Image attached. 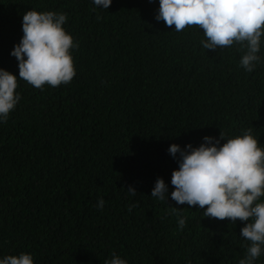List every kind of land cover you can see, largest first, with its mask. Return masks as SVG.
<instances>
[{
	"label": "trees",
	"instance_id": "16d2710c",
	"mask_svg": "<svg viewBox=\"0 0 264 264\" xmlns=\"http://www.w3.org/2000/svg\"><path fill=\"white\" fill-rule=\"evenodd\" d=\"M99 7L0 0V68L18 78L21 97L0 122V259L29 253L34 264H105L115 252L128 264H239L250 243L243 223L172 200L179 154L168 149L248 128L264 148V38L248 72L239 45L206 50L201 29L157 21L159 0ZM28 10L67 14L64 28L79 44L69 84L39 89L19 79L10 53ZM158 178L167 202L151 196Z\"/></svg>",
	"mask_w": 264,
	"mask_h": 264
},
{
	"label": "clouds",
	"instance_id": "9594fccd",
	"mask_svg": "<svg viewBox=\"0 0 264 264\" xmlns=\"http://www.w3.org/2000/svg\"><path fill=\"white\" fill-rule=\"evenodd\" d=\"M151 2V0H150ZM112 0H93V4L107 9ZM68 17L54 11L28 10L23 15L20 42L11 55L18 61L19 79L35 88L45 85L53 88L69 84L76 75L72 49L78 48L64 25ZM97 19H101L97 16ZM155 19L163 21L177 32L186 27L202 30L203 49L231 48L239 45L243 55L240 66L246 71L255 70L261 57L258 55L264 38V0H159ZM18 78L0 68V122L6 123L15 109L20 95L16 93ZM199 147L191 144L181 148L170 145L174 158L179 154L178 169L172 172L171 199L178 205L198 206L204 216L218 220L240 221V235L248 242L244 258L239 264H255L264 253V148L248 128L241 135L225 138L205 136ZM221 141H225L221 144ZM127 191L135 196V188ZM160 201L168 200V185L158 178L151 193ZM105 201L98 200L96 207L103 209ZM136 204L129 205V211ZM178 207H173V213ZM187 218L180 216L179 229L186 226ZM0 264H34L29 253L7 255ZM105 264H128L115 252Z\"/></svg>",
	"mask_w": 264,
	"mask_h": 264
}]
</instances>
